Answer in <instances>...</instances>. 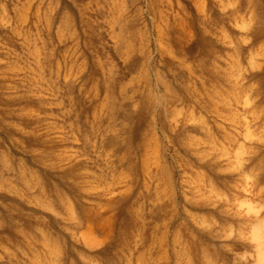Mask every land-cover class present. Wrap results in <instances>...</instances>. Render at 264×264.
I'll return each instance as SVG.
<instances>
[{
  "label": "rangeland",
  "instance_id": "obj_1",
  "mask_svg": "<svg viewBox=\"0 0 264 264\" xmlns=\"http://www.w3.org/2000/svg\"><path fill=\"white\" fill-rule=\"evenodd\" d=\"M0 84V264H264V0H0Z\"/></svg>",
  "mask_w": 264,
  "mask_h": 264
},
{
  "label": "bare ground",
  "instance_id": "obj_2",
  "mask_svg": "<svg viewBox=\"0 0 264 264\" xmlns=\"http://www.w3.org/2000/svg\"><path fill=\"white\" fill-rule=\"evenodd\" d=\"M247 2L252 5L254 3V0H247ZM28 48H29L30 52L33 55H36L37 54V51H36L37 49L36 48L33 49V50H31V48L29 46H28ZM36 66H37V70H38L37 72L33 69V65L30 64V63H27L26 64V67L28 68L26 71L20 72V70H17V73H14L13 74V77H12V79H13V84L12 85H15L14 88H17L16 87L17 85H22L23 83L26 84V85H28L27 88H29V90L27 92H29V91L31 92L32 90L35 91L38 87H40V85L42 84V82L40 80L43 79V72H42V68H41L42 67V61L40 59H38ZM18 77H19V80L22 82V84H19L18 82H16V78H18ZM45 80H46V78H44V81ZM1 88L3 89V84H0V90H1ZM41 88H42V86L40 87V89ZM37 92L39 93L40 91H37ZM25 94H27V95H29L31 97L36 98L37 103H38V107H37L38 109L39 108H45L46 103H45L43 97H40V96H32V95H30L28 93H25ZM21 96L22 97H27L24 94H21ZM60 133L61 134L59 136H62L63 133L62 132H60ZM60 140H63V137H60ZM210 149H212V148L211 147H208V149L201 150L200 149V146H199V142H196L194 144V147L192 145L191 152L197 153L200 156L203 155L204 156V159H206V158H210L208 156L212 154V152H210ZM223 157H225L226 159H229L228 155H225ZM212 160L215 161V158L212 157ZM3 162H4V165L8 166V163H7L6 159H3ZM245 169L246 168L243 167L240 164V171H239L238 177L236 178L235 182L232 185L229 186V188L237 189V187L239 186V184H237L236 181L239 180L240 176L243 177V175L245 174ZM149 177H151V175ZM207 181H208V179H207ZM213 184L214 183H212L211 181H208V182L203 181L201 183H198V182L197 183H194L193 188H192V191H193V194L195 195V199H194V202L193 203L194 204H199L200 202H203L205 205H214L213 203L208 202L209 201L208 192H210V191L212 192V190L214 192H218L217 188ZM231 198H232V201L229 202L228 206L235 205V202H234V198L235 197H234L233 194H232V197ZM235 200H238V198L236 197ZM228 201L229 200H227V203H228ZM70 210H71V208H70ZM43 241H44L43 243L47 247L48 252L51 255V257H55L56 258L59 255V253H60V247H59V245L56 244V243H49L46 239H44ZM32 253L34 254V257L35 258L37 257V255H39L37 252H34V251H32ZM0 261H1V255H0Z\"/></svg>",
  "mask_w": 264,
  "mask_h": 264
}]
</instances>
